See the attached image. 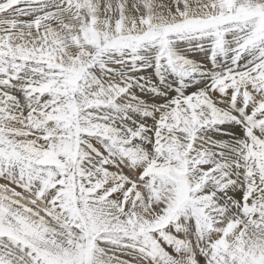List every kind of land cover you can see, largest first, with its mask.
<instances>
[{"label": "snow or ice", "instance_id": "1", "mask_svg": "<svg viewBox=\"0 0 264 264\" xmlns=\"http://www.w3.org/2000/svg\"><path fill=\"white\" fill-rule=\"evenodd\" d=\"M0 264H264V0H0Z\"/></svg>", "mask_w": 264, "mask_h": 264}]
</instances>
